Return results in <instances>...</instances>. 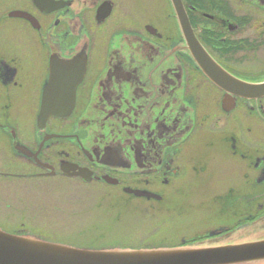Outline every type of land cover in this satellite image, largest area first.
<instances>
[{"label": "flooded vegetation", "instance_id": "obj_1", "mask_svg": "<svg viewBox=\"0 0 264 264\" xmlns=\"http://www.w3.org/2000/svg\"><path fill=\"white\" fill-rule=\"evenodd\" d=\"M262 84L264 0H0V229L264 238Z\"/></svg>", "mask_w": 264, "mask_h": 264}, {"label": "water", "instance_id": "obj_2", "mask_svg": "<svg viewBox=\"0 0 264 264\" xmlns=\"http://www.w3.org/2000/svg\"><path fill=\"white\" fill-rule=\"evenodd\" d=\"M252 89L264 91V84ZM0 264H264V238L224 245L199 241L174 248L89 249L0 229Z\"/></svg>", "mask_w": 264, "mask_h": 264}, {"label": "rangeland", "instance_id": "obj_3", "mask_svg": "<svg viewBox=\"0 0 264 264\" xmlns=\"http://www.w3.org/2000/svg\"><path fill=\"white\" fill-rule=\"evenodd\" d=\"M33 235V234H32Z\"/></svg>", "mask_w": 264, "mask_h": 264}]
</instances>
